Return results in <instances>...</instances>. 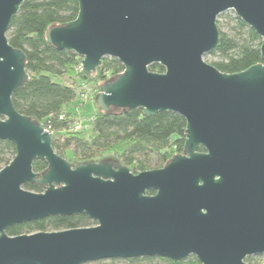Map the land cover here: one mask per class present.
Segmentation results:
<instances>
[{
    "label": "water",
    "instance_id": "1",
    "mask_svg": "<svg viewBox=\"0 0 264 264\" xmlns=\"http://www.w3.org/2000/svg\"><path fill=\"white\" fill-rule=\"evenodd\" d=\"M25 0H0V140L15 156L0 169V264H85L161 257L200 264H247L264 254V63L224 73L204 61L229 10L261 38L264 0H77L75 19L46 41L81 57L88 75L103 57L123 71L103 81V112L141 108L184 118L183 153L133 173L114 158L71 163L53 135L20 114L13 93L27 79L25 54L7 38ZM159 64L164 72L149 70ZM202 147L203 150H199ZM47 168L33 171L34 160ZM26 183L42 192L23 188ZM152 191V194L147 193ZM84 214L92 226L10 236L16 224Z\"/></svg>",
    "mask_w": 264,
    "mask_h": 264
},
{
    "label": "trees",
    "instance_id": "2",
    "mask_svg": "<svg viewBox=\"0 0 264 264\" xmlns=\"http://www.w3.org/2000/svg\"><path fill=\"white\" fill-rule=\"evenodd\" d=\"M77 0H25L12 18L7 38L9 44L25 54L27 79L12 95L15 109L48 128L53 135L54 151L70 161H99L104 152L130 168L133 173L162 168L174 155L183 153L186 123L180 115L165 111L144 116L141 108L103 112L96 109L89 121V132L73 130L74 101L89 90L95 99L99 85L123 71V65L113 57H103L96 70L88 75L81 69V57L57 49L45 39L48 27L75 19ZM217 46L204 55V61L224 73H236L256 63H264L261 38L229 10L218 16ZM149 70L162 73L164 68L151 64ZM62 116V117H61ZM61 117V118H60ZM199 150H203L202 147ZM10 141L0 140V169L15 156ZM45 160H34L33 171L43 172ZM24 189L42 192L43 186L26 183ZM147 193L151 194L152 191ZM95 222L84 214L48 216L9 227L10 236L38 231H59L92 226ZM200 264L190 255L183 260L161 257L103 259L85 264ZM247 264H264L260 255L245 258Z\"/></svg>",
    "mask_w": 264,
    "mask_h": 264
},
{
    "label": "rangeland",
    "instance_id": "3",
    "mask_svg": "<svg viewBox=\"0 0 264 264\" xmlns=\"http://www.w3.org/2000/svg\"><path fill=\"white\" fill-rule=\"evenodd\" d=\"M225 13V12H224ZM97 109L96 104L94 102V99L91 97L85 101H74V107L73 111L75 112V119H79L81 121V128L86 131V133L89 132V121L94 113V111ZM113 154L112 152H104L101 155V159L104 158H112ZM261 260L264 262V254L260 255ZM141 264H146V263H141ZM150 264H161L159 262H152Z\"/></svg>",
    "mask_w": 264,
    "mask_h": 264
},
{
    "label": "built area",
    "instance_id": "4",
    "mask_svg": "<svg viewBox=\"0 0 264 264\" xmlns=\"http://www.w3.org/2000/svg\"><path fill=\"white\" fill-rule=\"evenodd\" d=\"M89 92H90L89 90H86V91H84V92H82V93L79 94V99H80L81 102L88 99ZM80 123H81V121L79 119L78 120L75 119V121L73 123V130H80V128H81V124ZM45 129L49 131L48 128H45Z\"/></svg>",
    "mask_w": 264,
    "mask_h": 264
},
{
    "label": "flooded vegetation",
    "instance_id": "5",
    "mask_svg": "<svg viewBox=\"0 0 264 264\" xmlns=\"http://www.w3.org/2000/svg\"><path fill=\"white\" fill-rule=\"evenodd\" d=\"M152 194V193H151Z\"/></svg>",
    "mask_w": 264,
    "mask_h": 264
}]
</instances>
